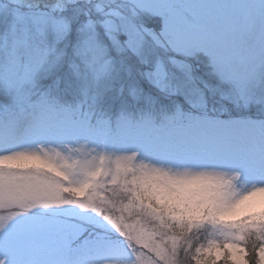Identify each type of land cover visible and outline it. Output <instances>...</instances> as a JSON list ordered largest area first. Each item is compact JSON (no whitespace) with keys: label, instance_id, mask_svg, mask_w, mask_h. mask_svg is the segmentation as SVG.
Instances as JSON below:
<instances>
[{"label":"snow or ice","instance_id":"6c2138e0","mask_svg":"<svg viewBox=\"0 0 264 264\" xmlns=\"http://www.w3.org/2000/svg\"><path fill=\"white\" fill-rule=\"evenodd\" d=\"M0 264H264V0H0Z\"/></svg>","mask_w":264,"mask_h":264}]
</instances>
